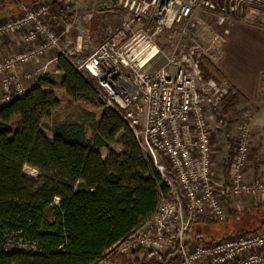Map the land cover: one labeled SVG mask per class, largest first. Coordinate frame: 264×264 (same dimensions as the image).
Here are the masks:
<instances>
[{"label":"built area","instance_id":"1","mask_svg":"<svg viewBox=\"0 0 264 264\" xmlns=\"http://www.w3.org/2000/svg\"><path fill=\"white\" fill-rule=\"evenodd\" d=\"M74 2L65 0V7ZM254 2L227 0L226 6L219 7L208 0H116L128 21L122 30L84 57L68 55L60 36L45 22L49 0L21 4L16 15L0 24V39L22 34L25 44L21 52L0 60L1 106L23 98L28 91L12 78V73L48 52L58 51L93 83L101 103L119 115L141 154L168 189L153 216L129 237L112 245L95 264H113L112 256L125 258L138 251L152 256L146 254L134 264H264V227L211 243L200 236L186 238L196 224L226 221L218 191L239 202L264 200V182L246 181L251 136L245 120L239 119L234 127L236 139L228 179L219 185L213 180L212 142L206 117L208 91L219 100L228 94V85L205 82L198 69L199 55L195 58L194 53L182 57L180 63L171 57L163 67L150 69L160 54L157 39L191 21L196 9L215 13L216 19L244 9L241 20L263 25V20L254 16L264 11L259 10L260 3ZM143 21L148 22L146 26ZM126 32L130 35L122 38ZM214 42L221 47L218 36ZM247 115L243 112L242 119Z\"/></svg>","mask_w":264,"mask_h":264},{"label":"trees","instance_id":"2","mask_svg":"<svg viewBox=\"0 0 264 264\" xmlns=\"http://www.w3.org/2000/svg\"><path fill=\"white\" fill-rule=\"evenodd\" d=\"M201 72L204 80L225 83L207 60ZM56 89L67 104L100 111L98 120L83 112L91 139L78 122L54 124L51 140L43 135L60 107ZM231 89L236 95L220 104L225 112L246 104ZM24 167L39 174L36 182L23 175ZM167 193L119 115L101 103L93 83L68 58L59 56L56 74L41 77L23 98L0 105V264H95L147 222ZM262 227L264 222L245 233Z\"/></svg>","mask_w":264,"mask_h":264},{"label":"rangeland","instance_id":"3","mask_svg":"<svg viewBox=\"0 0 264 264\" xmlns=\"http://www.w3.org/2000/svg\"><path fill=\"white\" fill-rule=\"evenodd\" d=\"M9 1L10 0H0V5H3ZM40 1L42 0H39L35 3H39ZM208 1L219 7L227 5V0H208ZM253 1H255L254 2L255 4L260 3L261 6L259 7H261V9L259 10L264 11V0H253ZM242 5L246 6L245 4L240 3L241 7H243ZM102 8L105 9L101 11L102 12L101 14L108 15L109 17L106 16V18L108 19L110 24L112 23V25H110L109 28L111 29L109 33L119 32L122 29V25L115 23L117 21H114L115 17L112 18L113 15H111L112 12L116 11L114 4L113 5L109 4ZM52 10L53 7L52 4L50 3V5L48 6L47 16L51 15ZM242 12L244 13V9L238 10L236 15L229 16L228 18L241 20L242 17L240 14ZM216 17H217L216 14L210 11L208 12L207 10L204 9H198V10L196 9V11H194V15L191 21H189L188 23L182 26L176 27L172 31L163 33L156 41L160 54L154 60V63L152 64V67H150V69L156 70L163 67L166 64L168 58L171 57H174L175 59H177L174 61L180 63V61H183L182 57L184 56L189 57L192 53H194L195 58H197L196 55H199L198 69L201 77H202L201 65L203 63V60L209 61L215 67L214 63L218 57L219 49H220L216 46V43L214 42V38L217 37L216 34L217 28L215 23L216 21L221 19V18L216 19ZM254 17L257 18L259 21L263 20L264 22V12L262 13V15H256ZM3 22L5 21H1L0 24H2ZM147 23H148L147 21H143L142 25L146 26ZM260 26H264V24ZM50 29L57 35L59 34L54 29L52 28ZM86 31H87L86 28L83 29L79 27L74 32L77 33V35L79 36H83L80 33L83 32L85 33ZM7 36L8 35L2 38H5ZM102 36L104 37L107 36V33H105ZM127 37H128V33H125L124 37L122 36V38H127ZM98 38L99 37H97V39ZM62 40H63V35L60 36V42ZM38 44L40 43L38 42ZM24 48H25V44L24 41H22V43H20L17 46V51L15 52V54L21 52ZM64 50L66 52L65 48ZM69 55L71 54L69 53ZM81 56L84 57L83 55ZM38 61L39 60L28 66H31L37 63ZM25 68L27 67L23 66L22 68H19L17 71L12 73L11 76H13L12 77L13 79L16 78L23 85L24 88L28 89V83L31 82V80H28L27 78L24 77L23 73H25ZM171 71H173V69H171ZM32 77L33 79L35 78V76ZM204 81L205 82L211 81L220 86H225V84H227L226 82L216 83L213 80H204ZM227 87H228V94L226 96H223L219 100L217 99V96L213 95L211 90L208 91V98L210 100L206 106V117L210 128V136L212 142L213 180L215 184L219 185L223 181L228 179L229 171L231 170L232 154L234 151L235 139H236V133L234 131V127L240 119V121L245 120L248 122L250 129V136H251L250 153L245 168L246 181L264 182L263 181L264 179L261 176L264 171V143L263 141L258 142V140H255V138L253 137L252 127H251V123L254 115L253 109L248 105L239 104L238 106L230 108L228 109L227 112H225L220 106L222 100L236 95L229 86ZM54 93L56 98L60 101V107L53 114V117L46 124V126L42 128L41 132L43 133V135L47 139L51 140L52 136L49 132V129L54 124L78 122V123H84L86 125L87 137L88 139H91L92 131L89 128V122H87V119L83 115V112L94 114L96 120H98L100 111L93 110L91 108L79 104L69 105L65 101L62 91L56 89ZM1 99H2V93L0 92V101ZM243 112H248L247 118L245 117L242 119ZM111 149L115 153H120L121 151L118 146H113ZM100 155L102 159H104L107 156L105 151H101ZM23 175L33 182H36L39 178V174L28 167H24ZM218 194L222 198L224 203L226 221L220 223H212V224H204V223L196 224L193 227V229L189 231L186 238L190 240H194V238H196V236L199 234L203 240L209 242L211 240L220 239L223 236L227 237L231 235L245 233V231L254 229L257 226H259V224L264 222V200L262 201L259 200L257 202L242 200L239 202L237 201V199H234L231 196H221L220 191H218ZM238 206L242 207L240 211L237 210ZM146 254L147 252H140L135 255L125 256V258L119 260L118 264H132V262H134L135 259L141 260Z\"/></svg>","mask_w":264,"mask_h":264},{"label":"crops","instance_id":"4","mask_svg":"<svg viewBox=\"0 0 264 264\" xmlns=\"http://www.w3.org/2000/svg\"><path fill=\"white\" fill-rule=\"evenodd\" d=\"M37 1L39 0H21L20 2L11 0L0 5V22L16 15L21 4L27 5ZM64 1L49 0L53 10L45 21L50 28L59 33V36L63 35L61 46L66 49L68 55L71 54V57L87 56L100 43L113 36L114 33H109L112 23L110 24L106 18V16L109 17L108 15L101 14V11L105 9L102 7L114 4L116 11L111 15H113L112 18L115 17L114 21H117L115 23L123 25L129 19L128 15L117 7L116 0H75L68 8L65 7ZM215 25L216 34L221 39V47L214 65L223 75L225 82L243 97L246 101L244 105L252 107L253 137L258 142L264 143V26L229 18H221ZM77 27L87 29L85 33H80L83 36L74 32L78 29ZM105 33L107 36H102ZM22 41V34L8 35L0 39V60L14 55ZM58 57V51H51L37 63L26 66L23 75L31 80L28 83L29 90L41 77L56 74ZM32 76L35 78L33 79ZM105 159L106 157L103 160ZM261 176L264 179V171Z\"/></svg>","mask_w":264,"mask_h":264}]
</instances>
